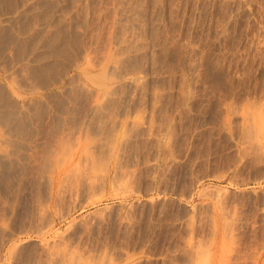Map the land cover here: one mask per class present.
Listing matches in <instances>:
<instances>
[{
    "label": "rangeland",
    "instance_id": "rangeland-1",
    "mask_svg": "<svg viewBox=\"0 0 264 264\" xmlns=\"http://www.w3.org/2000/svg\"><path fill=\"white\" fill-rule=\"evenodd\" d=\"M0 2V264H264V0Z\"/></svg>",
    "mask_w": 264,
    "mask_h": 264
},
{
    "label": "bare ground",
    "instance_id": "bare-ground-1",
    "mask_svg": "<svg viewBox=\"0 0 264 264\" xmlns=\"http://www.w3.org/2000/svg\"><path fill=\"white\" fill-rule=\"evenodd\" d=\"M75 2H76V1H75ZM0 3H1V2H0ZM72 3H73V2H72ZM147 3H148V2H147ZM73 4H75V3H73ZM145 4H146V3H145ZM218 4H219V3H218ZM64 5H65V4H64ZM83 5H84V4H83ZM139 5H140V4H139ZM225 5H226V4H225ZM5 7H7V6H5ZM13 7H14V6H13ZM33 8H34V6H33ZM67 8H68V7H67ZM178 8H179V7H178ZM89 9H90V8H89ZM95 9H96V8H95ZM64 10H65V9H64ZM105 10H106V9H105ZM133 10H134V9H133ZM243 10H244V9H243ZM33 11H34V10H33ZM65 11H66V10H65ZM103 11H104V10H103ZM221 11H222V10H221ZM11 12H12V11H11ZM96 12H97V11H96ZM86 13H87V12H86ZM10 14H11V13H10ZM65 14H66V13H65ZM11 15H12V14H11ZM33 15H34V14H33ZM76 16H77V15H76ZM148 17H149V16H148ZM75 18H76V17H75ZM83 18H84V17H83ZM117 18H118V17H117ZM230 18H231V17H230ZM99 19H100V18H99ZM218 19H219V18H218ZM153 20H154V19H153ZM226 20H227V19H226ZM14 21H15V20H14ZM62 21H63V20H62ZM162 21H163V20H162ZM175 21H176V20H175ZM215 21H216V20H215ZM113 22H114V21H113ZM64 23H65V22H64ZM86 23H87V22H86ZM86 23H85V24H86ZM143 23H144V22H143ZM63 25H64V24H63ZM251 25H252V24H251ZM32 26H33V25H32ZM261 26H262V25H261ZM222 28H224V27H222ZM83 29H84V28H83ZM258 30H260V29L258 28ZM27 31H28V30H27ZM157 31H158V30H157ZM49 32H50V31H49ZM207 32H208V31H207ZM85 33H86V32H85ZM186 34H187V33H186ZM22 37H23V36H22ZM55 37H56V36H55ZM128 37H129V36H128ZM24 38H25V37H24ZM87 38H88V37H87ZM28 39H29V37H28ZM32 39H33V38H32ZM50 39H51V38H50ZM122 39H123V38H122ZM0 40H1V39H0ZM6 41H7V39H6ZM35 41H36V40H35ZM95 41H96V39H95ZM99 41H100V40H99ZM122 42H123V41H122ZM204 42H205V41H204ZM32 43H33V42H32ZM60 44H61V43H60ZM242 45H243V44H242ZM260 46H262V44H261ZM129 47H130V46H129ZM136 47H137V46H136ZM246 47H248V46H246ZM250 47H251V46H250ZM257 47H258V46H257ZM34 48H35V47H34ZM60 48H61V47H60ZM197 48H198V47H197ZM200 48H201V47H200ZM251 50H252V49H251ZM8 51H9V50H8ZM10 51H11V50H10ZM234 51H235V50H234ZM243 51H244V50H243ZM202 52H204V51H202ZM240 52H242V51H240ZM62 53H64V52H62ZM67 53H68V52H67ZM108 53H109V52H108ZM200 53H201V52H200ZM242 53H243V52H242ZM65 54H66V53H65ZM84 54H85V53H84ZM97 54H98V53H97ZM129 54H130V53H129ZM136 54H137V53H136ZM37 55H38V54H37ZM67 55H68V54H67ZM74 55H75V54H74ZM4 56H5V55H4ZM79 56H80V54H79ZM81 56H82V54H81ZM81 56H80V57H81ZM87 57H88V56H87ZM22 58H23V57H22ZM39 58H40V57H39ZM128 58H129V57H128ZM184 59H185V58H184ZM43 60H44V59H43ZM77 60H78V59H77ZM138 60H139V59H138ZM182 60H183V59H182ZM203 60H204V59H203ZM12 62H13V61H12ZM20 62H21V61H20ZM77 62H78V61H77ZM81 62H82V61H81ZM81 62H80V63H81ZM199 62H200V61H199ZM239 62H240V61H239ZM92 63H93V62H92ZM104 63H105V62H104ZM88 64H89V63H88ZM88 64H87V67H88ZM123 64H124V63H123ZM134 64H135V63H134ZM186 64H187V63H186ZM217 64H219V63H217ZM78 65H79V64H78ZM91 65H92V64H91ZM102 65H103V64H102ZM220 65H221V64H220ZM75 66H76V65H75ZM84 66H85V65H84ZM188 66H189V65H188ZM193 66H194V65H193ZM196 66H197V65H196ZM100 67H101V66H100ZM135 67H136V66H135ZM16 68H17V67H16ZM72 68H73V67H72ZM83 68H84V67H83ZM140 68H141V67H140ZM182 68H184V67H182ZM200 68H201V67H200ZM79 69H80V68H79ZM101 69H102V68H101ZM106 69H107V68H106ZM110 69H111V68H110ZM175 69H176V68H175ZM201 69H202V68H201ZM207 69H209V68H207ZM81 70H82V69H81ZM127 70H128V69H127ZM187 70H188V69H187ZM82 71H83V70H82ZM101 71H102V70H101ZM133 71H134V70H133ZM238 71H239V70H238ZM62 72H63V71H62ZM103 72H104V70H103ZM134 72H135V71H134ZM187 72H188V71H187ZM109 73H110V72H109ZM111 73H112V72H111ZM129 73H130V72H129ZM185 73H186V72H185ZM195 73H196V72H195ZM234 73H235V72H234ZM102 74L104 75V73H102ZM102 74H101V75H102ZM130 74H131V73H130ZM196 74H197V73H196ZM207 74H208V73H207ZM103 75H102L101 78H103ZM172 75H173V74H172ZM83 76H84V75H83ZM95 76H96V75H95ZM105 76H106V75H105ZM129 76H130V75H129ZM182 76H183V75H182ZM182 76H181V77H182ZM199 76H201V75H199ZM85 77H87V76H85ZM98 77L100 78V76H98ZM123 77H124V76H123ZM10 78H11V77H10ZM101 78H100V79H101ZM145 78H146V77H145ZM210 78H211V77H210ZM235 78H236V77H235ZM253 78H254V77H253ZM110 79H111V78H110ZM118 79H119V78H118ZM157 79H158V78H157ZM237 79H238V78H237ZM237 79H236V80H237ZM24 80H25V79H24ZM214 80H215V79H214ZM234 80H235V79H234ZM261 80H262V79H261ZM33 81H34V80H33ZM44 81H45V80H44ZM115 81H116V80H115ZM185 81H186V80H185ZM75 82H76V81H75ZM230 83H231V82H230ZM139 84H140V83H139ZM194 84H195V83H194ZM69 85H70V84H69ZM123 85H124V83H123ZM161 85H162V84H161ZM187 85H188V84H187ZM196 85H197V84H196ZM118 86H119V85H118ZM216 86H217V85H216ZM229 86H230V85H229ZM205 87H206V86H205ZM211 87H212V86H211ZM239 87H240V86H239ZM84 89H85V88H84ZM149 89H150V88H149ZM196 89H197V88H196ZM222 89H223V88H222ZM36 90H37V89H36ZM80 90H81V88H80ZM106 90H107V89H106ZM218 90H219V89H218ZM85 91H86V90H85ZM238 91H239V90H238ZM105 92H106V91H105ZM108 92H109V91H108ZM151 92H152V91H151ZM158 92H159V91H158ZM209 92H210V91H209ZM228 92H229V91H228ZM32 93H33V92H32ZM72 93H74V92H72ZM88 93H89V92H88ZM156 93H157V92H156ZM187 93H188V92H187ZM196 94H197V93H196ZM126 95H127V94H126ZM100 96H101V95H100ZM100 96H99V97H100ZM107 96H108V95H107ZM191 96H192V95H191ZM207 96H208V95H207ZM223 97H224V96H223ZM119 98H120V97H119ZM241 98H242V97H241ZM245 98H246V97H245ZM245 98H244V99H245ZM254 98H257V97H254ZM254 98H253V99H254ZM154 99H155V98H154ZM244 99H243V100H244ZM248 99H249V98H248ZM258 99H260V98H258ZM217 100H218V99H217ZM224 100H225V99H224ZM229 100H230V99H229ZM229 100H228V101H229ZM226 101H227V100H226ZM246 101H247V100H246ZM246 101H245V102H246ZM250 101H251V100H250ZM101 102H102V101H101ZM247 102H248V101H247ZM7 103H8V102H7ZM257 103H258V102H257ZM261 103H262V102H261ZM127 104H128V103H127ZM10 105H11V104H10ZM248 105H249V104H248ZM250 105H251V104H250ZM250 105H249V107H250ZM262 105H264V104H262ZM262 105H261V107H264V106H262ZM94 106H95V105H94ZM223 106H224V105H223ZM227 106H228V105H227ZM252 106H254V105H252ZM255 106H256V105H255ZM258 106H259V105H258ZM258 106H257V107H258ZM52 107H53V106H52ZM125 107H126V106H125ZM142 107H143V106H142ZM224 107H225V106H224ZM261 107H260V108H261ZM12 108H13V107H12ZM18 108H19V107H18ZM129 108H130V107H129ZM213 108H214V107H213ZM240 108H242V107H240ZM250 108H251V107H250ZM250 108H249V109H250ZM252 108H253V107H252ZM252 108H251V109H252ZM260 108H259V109H260ZM135 109H136V108H135ZM220 109H221V108H220ZM246 109H247V108H246ZM251 109H250V110H251ZM255 109H256V107H255ZM261 109H262V108H261ZM10 110H11V109H10ZM34 110H35V109H34ZM250 110H249V111H250ZM252 110H253V109H252ZM256 110H257V109H256ZM256 110H255V112H256ZM215 111H216V110H215ZM220 111H221V110H220ZM241 111H242V110H241ZM246 111H248V110H246ZM257 111H259V110H257ZM113 112H114V111H113ZM221 112H222V111H221ZM252 112H253V111H252ZM52 113H53V112H52ZM189 113H190V112H189ZM246 113H247V112H246ZM248 113H249V112H248ZM250 113H251V112H250ZM34 114H35V113H34ZM112 114H113V113H112ZM178 114H179V113H178ZM224 114H225V113H224ZM224 114H223V115H224ZM253 114H254V112H253ZM3 115H4V114H3ZM5 115H6V114H5ZM202 115H203V114H202ZM219 115H220V114H219ZM225 115H226V114H225ZM240 115H241V114H240ZM9 116H10V115H9ZM229 116H230V115H229ZM247 116H249V115H247ZM256 116H257V115H256ZM40 117H41V116H40ZM109 117H110V116H109ZM127 117H128V116H127ZM208 117H209V116H208ZM254 117H255V116H254ZM123 118H125V117H123ZM232 118H233V117H232ZM257 118H258V116L256 117V119H257ZM32 119H33V118H32ZM135 119H136V118H135ZM139 119H140V117H139ZM221 119H222V118H221ZM235 119H236V118H235ZM70 120H71V119H70ZM136 120H137V119H136ZM192 120H193V119H192ZM247 120H248V119H247ZM257 120H258V119H257ZM130 121H131V120H130ZM132 121H133V120H132ZM140 121H141V120H140ZM260 121H261V120H260ZM52 122H53V121H52ZM198 122H199V121H198ZM214 122H215V121H214ZM232 122H233V121H232ZM235 122H236V121H235ZM251 122H253V120H251ZM255 123H256V121H254V124H255ZM5 124H6V123H5ZM54 124H55V123H54ZM149 124H150V123H149ZM251 124H253V123H251ZM254 124H253V125H254ZM191 125H192V124H191ZM248 125H249V124H248ZM261 125H262V124H261ZM110 126H111V125H110ZM118 126H119V125H118ZM135 126H136V124H135ZM237 126H238V125H237ZM123 127H124V126H123ZM204 127H205V126H204ZM223 127H224V126H223ZM246 127H247V124H246ZM248 127H249V126H248ZM248 127H247V128H248ZM254 127H255V129H256V124H255ZM254 127H251V126H250L249 128H254ZM261 127H264V126H261ZM132 128H133V127H132ZM139 128H140V127H139ZM22 129H23V128H22ZM146 129H148V128L146 127ZM230 130H231V129H230ZM239 130H240V129H239ZM250 130H251V129H250ZM259 130H262V129L259 127ZM20 131H21V130H20ZM129 131H130V130H129ZM131 131H132V130H131ZM153 131H154V130H153ZM213 131H214V130H213ZM224 131H225V130H224ZM224 131H223V132H224ZM255 131H256V130H255ZM255 131L253 130V133H254ZM262 131H264V130H262ZM124 132H125V131H124ZM132 132H133V131H132ZM221 132H222V131H221ZM244 132H245V131H244ZM247 132H249V131H247ZM247 132H245L244 134H246ZM251 132H252V131H251ZM116 133H117V132H116ZM130 133H131V132H130ZM170 133H171V132H170ZM242 133H243V132H242ZM121 134L123 135V132H122ZM230 134H231V136H232V133H230ZM234 134H236V133H234ZM248 134H249V133H248ZM254 134H255V133H254ZM122 135H121V136H122ZM156 135H157V134H156ZM160 135H161V134H160ZM217 135H218V134H217ZM221 135H222V134H221ZM250 135H251V134H250ZM262 135H264V134H262ZM113 136H114V135H113ZM113 136H112V137H113ZM124 136H125V135H124ZM137 136H138V135H137ZM251 136H252V135H251ZM244 137H245V136H244ZM246 137H247V136H246ZM261 137H262V136H261ZM132 138H133V137H132ZM147 138H148V137H147ZM253 138H254V137H253ZM253 138H252V139H253ZM111 139H112V138H111ZM122 139H123V138H122ZM135 139H136V138H135ZM148 139H149V138H148ZM216 139H217V138H216ZM252 139H251V141H253ZM255 139H256V138H255ZM255 139H254V140H255ZM21 140H22V139H21ZM86 140H87V139H86ZM101 140H102V139H101ZM126 140H127V139H126ZM168 140H169V139H168ZM211 140H212V139H211ZM231 140H232V139H231ZM247 140H248V139H247ZM256 140H257V139H256ZM55 141H56V140H55ZM72 141H73V140H72ZM82 141H83V140H82ZM82 141H81V142H82ZM89 141H90V140H89ZM166 141H167V140H166ZM245 141H246V140H245ZM60 142H61V141H60ZM122 142H123V141H122ZM145 142H146V141H145ZM243 142H244V141H243ZM254 142H255V141H254ZM56 143H57V142H56ZM58 143H59V142H58ZM105 143H106V142H105ZM245 143H246V142H245ZM52 144H53V143H52ZM73 144H74V143H73ZM112 144H114V143H112ZM120 144H121V143H120ZM217 144H218V143H217ZM252 144H253V143H252ZM12 145H13V144H12ZM56 145H58V144H56ZM59 145H60V144H59ZM242 146H243V145H242ZM75 147H77V146H75ZM113 147H114V146H113ZM164 147H165V146H164ZM216 147H217V146H216ZM66 148H67V147H66ZM66 148H65V149H66ZM85 148H86V147H85ZM101 148H102V147H101ZM149 148H150V147H149ZM166 148H167V147H166ZM250 148H251V147H250ZM59 149H60V148H59ZM251 149H252V148H251ZM251 149H250V150H251ZM5 150H6V149H5ZM72 150H74V149H72ZM72 150H71V152H73ZM85 150H87V149H85ZM142 150H143V149H142ZM211 150H212V149H211ZM252 150H253V149H252ZM252 150H251V151H252ZM2 151H3V150H2ZM122 151H123V150H122ZM162 151H163V150H162ZM172 151H173V150H172ZM235 151H236V150H235ZM245 151H246V149H245ZM245 151H244V152H245ZM106 152H107V150H106ZM167 152H168V151H167ZM167 152H166V153H167ZM209 152H210V151H209ZM219 152H220V151H219ZM253 152H255V151H253ZM67 153H68V152H67ZM257 153H258V152H257ZM65 154H66V153H65ZM68 154H69V153H68ZM68 154H67V155H68ZM99 154H100V153H99ZM110 154H111V152H110ZM138 154H139V153H138ZM149 154H150V153H149ZM159 154H160V153H159ZM209 154H210V153H209ZM234 154H235V153H234ZM50 155H51V154H50ZM71 155H72V154H71ZM119 155H120V154H119ZM135 155H136V154H135ZM144 155H145V154H144ZM241 155H242V154H241ZM247 155H248V154H247ZM254 155H255V154H254ZM47 156H48V154H47ZM52 156H53V155H52ZM56 156H57V155H56ZM62 156H63V155H62ZM64 156H65V155H64ZM214 156H215V155H214ZM245 156H246V154H245ZM245 156H244V157H245ZM257 156H258V155H257ZM259 156H260V155H259ZM43 157H44V156H43ZM45 157H46V156H45ZM66 157H67V156H66ZM128 157H129V156H128ZM162 157H163V156H162ZM219 157H220V156H219ZM47 158H48V157H47ZM57 158H58V157H57ZM167 158H168V157H167ZM52 159H53V158H52ZM85 159H86V158H85ZM224 159H225V158H224ZM55 160H56V159H55ZM61 160H62V159H61ZM63 160H64V159H63ZM56 161H57V160H56ZM92 161H93V160H92ZM117 161H118V160H117ZM154 161H155V160H154ZM17 162H18V161H17ZM47 162H48V161H47ZM58 162H59V160H58ZM78 162H79V161H78ZM162 162H163V161H162ZM206 162H207V161H206ZM44 163H45V162H44ZM52 163H53V162H52ZM62 163H63V161H62ZM91 163H92V162H91ZM122 163H123V162H122ZM181 163H182V162H181ZM38 164H39V163H38ZM50 164H51V163H50ZM100 164H101V162H100ZM102 164H103V163H102ZM117 164H118V163H117ZM143 164H144V163H143ZM143 164H142V165H143ZM1 165H2V164H1ZM76 165H77V164H76ZM93 165L95 166V164H93ZM93 165H92V166H93ZM162 165H163V164H162ZM74 166H75V165H74ZM80 166H81V165H80ZM85 166H86V165H85ZM85 166H84V167H85ZM102 166H103V165H102ZM104 166H105V165H104ZM171 166H172V165H171ZM82 167H83V166H82ZM97 167H98V166H97ZM16 168H17V167H16ZM42 168H43V167H42ZM47 168H48V167H47ZM56 168L59 169L58 167H56ZM78 168H79V167H78ZM116 168H117V167H116ZM199 168H200V167H199ZM6 169H7V168H6ZM75 169H76V168H75ZM81 169H82V168H81ZM94 169H95V168H94ZM205 169H206V168H205ZM44 170H45V169H44ZM44 170L42 169V171H44ZM49 170H50V169H49ZM49 170H48V171H49ZM105 170H106V169H105ZM122 170H123V169H122ZM128 170H129V169H128ZM131 170H132V169H131ZM160 170H161V169H160ZM56 171H57V170H56ZM79 171H80V170H79ZM79 171H78V172H79ZM103 171H104V170H103ZM228 171H229V170H228ZM59 172H62V171L59 170ZM69 172H70V171H69ZM69 172H68V173H69ZM76 172H77V170H76ZM128 172H129V171H128ZM135 172H136V171H135ZM213 172H214V171H213ZM226 172H227V171H226ZM8 173H9V172H8ZM44 173H45V172H44ZM49 173H50V172H49ZM70 173H71V172H70ZM73 173H75V172H73ZM83 173H84V171H83ZM99 173H102V172H99ZM119 173H120V172H119ZM131 173H132V172H131ZM163 173H164V172H163ZM59 174H60V173H59ZM71 174H72V173H71ZM87 174H88V173H87ZM96 174H97V173H96ZM139 174H140V173H139ZM164 174H165V173H164ZM164 174H163V175H164ZM4 175H5V174H4ZM52 175H53V174H52ZM74 175H75V174H74ZM74 175H73V177H74ZM81 175H82V174H81ZM88 175H89V174H88ZM64 176H65V175H63V179H64ZM66 176H67V175H66ZM66 176H65V177H66ZM82 176H83V175H82ZM85 176H86V175H85ZM90 176H91V175H90ZM98 176H99V175H98ZM50 177H51V176H50ZM61 177H62V176H61ZM91 177H92V176H91ZM94 177H95V176H94ZM94 177H93V178H94ZM144 177H145V176H144ZM9 178H10V177H9ZM12 178H13V177H12ZM48 178H49V177H47V179H48ZM75 178H76V177H75ZM84 178H85V177H84ZM93 178H92V179H93ZM150 178H151V177H150ZM40 179H41V178H40ZM40 179H39V180H40ZM52 179H53V180H51V178H50V180H48V181H52L53 184H57V183H58L57 180H59V179H57V180L54 179V178H52ZM61 179H62V178H61ZM113 179H114V176H113ZM127 179H128V178H127ZM130 179H131V178H130ZM72 180H73V178H72ZM76 180H79V179H76ZM80 180H81V179H80ZM88 180H89V177H88ZM128 180H129V179H128ZM153 180H154V179H153ZM195 180H196V179H195ZM48 181H47V182H48ZM85 181H86V179H85ZM114 181L116 182V180H114ZM118 181H119V180H118ZM118 181H117V182H118ZM166 181H167V180H166ZM200 181H201V180H200ZM31 182H32V181H31ZM45 182H46V181H45ZM47 182H46V183H47ZM65 182H66V181H65ZM74 182H75V181H74ZM81 182H82V181H81ZM83 182H84V181H83ZM91 182H92V181H91ZM124 182H125V181H124ZM242 182H244V181H242ZM50 183H51V182H50ZM59 183H60V182H59ZM61 183H62V181H61ZM61 183H60V184H61ZM63 183H64V181H63ZM71 183H72V182H71ZM76 183H77V182H76ZM112 183H114V182H112ZM118 183H119V182H118ZM17 184H18V183H17ZM96 184H97V183H96ZM116 184H117V183H116ZM39 185H40V184H39ZM61 185H62V184H61ZM61 185H58V186H61ZM89 185H91V184H89ZM117 185H118V184H117ZM120 185H121V184H120ZM129 185H131V184H129ZM46 186H47V185H46ZM48 186H49V185H48ZM48 186H47V188H48ZM50 186H52V185H50ZM50 186H49V187H50ZM76 186H77V185H76ZM79 186H80V185H79ZM99 186H100V185H99ZM101 186H102V185H101ZM122 186H123V185H122ZM65 187H66V186H65ZM113 187H114V186H113ZM115 187H117V186H115ZM115 187H114V188H115ZM157 187H158V186H157ZM58 188H59V187H58ZM60 188H61V187H60ZM60 188H59V189H60ZM118 188H119V185H118ZM128 188H129V187H128ZM141 188H142V187H141ZM38 189H39V188H38ZM51 189H52V187H51ZM59 189H58V190H59ZM73 189H74V187H73ZM126 189H127V188H126ZM49 190H50V189H49ZM61 190H62V189H61ZM70 190H71V188H70ZM88 190H89V188H88ZM117 190H118V189H117ZM120 190H121V189H120ZM165 190H166V189H165ZM188 190H189V189H188ZM20 191H22V190H20ZM44 191H45V190H44ZM64 191H65V190H64ZM101 191H102V190H101ZM130 191H131V190H130ZM157 191H158V190H157ZM6 192H8V191H6ZM33 192H34V191H33ZM46 192H47V191H46ZM49 192H50V191H49ZM58 192H59V191H58ZM78 192H79V191H78ZM93 192H94V191H93ZM102 192H103V191H102ZM102 192H100V193H102ZM94 193H95V192H94ZM199 193H200V192H199ZM201 193H202V192H201ZM11 194H12V193H11ZM50 194H52V193H50ZM57 194H58V193H57ZM62 194H63V193H62ZM73 194H74V193H73ZM215 194H216V193H215ZM252 194H253V193H252ZM44 195H45V194H44ZM58 195H59V194H58ZM70 195H72V194H70ZM86 195H87V194H86ZM226 195H227V194H226ZM230 195H231V194H230ZM72 196H73V195H72ZM77 196H78V195H77ZM198 196H199V194H198ZM203 196H204V195H203ZM240 196H241V195H240ZM249 196H251V195H249ZM23 197H24V196H23ZM38 197H39V196H38ZM75 197H76V196H75ZM70 198H71V197H70ZM87 198H88V197H87ZM202 198H203V197H202ZM211 198H212V197H211ZM215 198H216V197H215ZM7 199H8V198H7ZM11 199H12V198H11ZM48 199H49V198H48ZM57 199H58V198H57ZM83 199H84V198H83ZM85 199H86V198H85ZM40 200H41V199H40ZM44 200H45V199H44ZM72 200H73V199H72ZM38 201H39V200H38ZM46 201H47V200H46ZM60 201H61V200H60ZM70 201H71V200H70ZM215 201H216V200H215ZM238 201H239V200H238ZM31 202H32V201H31ZM36 202H37V201H36ZM40 202H41V201H40ZM56 202H57V201H56ZM58 202H59V201H58ZM61 202H62V201H61ZM217 202H218V201H217ZM242 203H243V202H242ZM38 204H39V203H38ZM218 204H219V203H218ZM240 204H241V203H240ZM202 205H203V204H202ZM43 207H44V206H43ZM45 207H46V206H45ZM129 207H130V206H129ZM201 207H202V206H201ZM219 207H220V206H219ZM41 208H42V207H41ZM220 208H221V207H220ZM43 209H44V208H43ZM181 209H182V208H181ZM227 209H228V208H227ZM98 210H99V209H98ZM179 210H180V209H179ZM221 210H222V208H221ZM9 211H10V210H9ZM16 211H17V210H16ZM36 211H37V210H36ZM43 211H44V210H43ZM101 211H102V210H101ZM94 212H95V211H94ZM37 213H39V212H37ZM92 213H93V212H92ZM105 213H106V212H105ZM224 213H225V212H224ZM222 214H223V213H222ZM32 215H33V214H32ZM94 215H95V214H94ZM103 215H104V214H103ZM114 215H115V214H114ZM193 216H194V215H193ZM62 218H63V217H62ZM41 219H42V218H41ZM60 219H61V218H60ZM85 219H86V218H84V220H85ZM90 219H91V218H90ZM94 219H95V218H94ZM189 219H190V218H189ZM225 219H226V218H225ZM12 220H13V219H12ZM29 221H30V220H29ZM94 221H95V220H94ZM99 221H100V220H99ZM106 221H107V220H106ZM175 221H176V220H175ZM26 222H27V221H26ZM126 222H127V221H126ZM148 223H149V222H148ZM38 224H39V223H38ZM101 224H102V223H101ZM189 224H190V223H189ZM40 225H41V224H40ZM150 225H151V224H150ZM45 226H46V225H45ZM47 226H48V225H47ZM128 226H129V225H128ZM50 227H51V226H50ZM189 227H190V226H189ZM41 228H42V227H41ZM44 228H45V227H44ZM72 228H73V227H72ZM195 228H196V227H195ZM45 229H46V228H45ZM65 229H66V228H65ZM40 230H41V229H40ZM42 230H43V229H42ZM177 230H178V229H177ZM84 231H85V230H84ZM86 232H87V231H86ZM207 232H208V231H207ZM40 233H41V232H40ZM18 234H19V233H18ZM58 234H59V233H58ZM59 235H60V234H59ZM162 235H163V234H162ZM57 236H58V235H57ZM66 236H67V235H66ZM196 236H197V235H196ZM107 237H108V236H107ZM122 237H123V236H122ZM143 237H144V236H143ZM61 238H62V237H61ZM86 238H87V237H86ZM97 238H98V237H97ZM115 238H116V237H115ZM103 239H104V238H103ZM175 239H176V238H175ZM48 240H50V239H48ZM89 240H90V239H89ZM205 240H206V239H205ZM104 241H105V240H104ZM111 241H112V240H111ZM182 241H183V239H182ZM182 241H181V242H182ZM185 242H186V241H185ZM46 243H47V242H46ZM55 243H57V242H55ZM65 243H66V242H65ZM74 243H75V242H74ZM47 244H48V243H47ZM57 244H58V243H57ZM204 244H205V243H204ZM55 245H56V244H55ZM59 245H60V244H59ZM149 245H150V244H149ZM184 245H185V243H184ZM14 246H15V245H14ZM49 246H50V245H49ZM119 246H120V245H119ZM141 246H142V245H141ZM195 246H197V245H195ZM205 246H206V245H205ZM63 247H64V246H63ZM63 247H62V248H63ZM147 247H148V246H147ZM172 247H173V246H172ZM202 247H203V246H202ZM202 247H201V250H203ZM207 247H208V246H207ZM108 248H109V247H108ZM195 248H196V247H195ZM142 249H143V248H142ZM142 249H141V250H142ZM116 250H117V249H116ZM193 250H195V249H193ZM9 251H11V250H9ZM9 251H8V252H9ZM49 251H50V250H49ZM60 251H62V250H60ZM184 251H185V250H184ZM205 251H206V250H205ZM205 251H204V252H205ZM35 252H36V251H35ZM46 252H47V251H46ZM53 252H54V251H53ZM115 252H116V251H115ZM148 252H149V251H148ZM186 252H187V251H186ZM198 252H199V250H198ZM11 253H12V252H11ZM57 253H58V252H57ZM59 253H60V252H59ZM61 253H62V252H61ZM70 253H71V252H70ZM97 253H98V252H97ZM99 253H100V252H99ZM103 253H104V252H103ZM124 253H125V252H124ZM20 254H21V253H20ZM41 254H42V253H41ZM53 254H54V253H53ZM72 254H73V253H72ZM75 254H76V253H75ZM79 254H80V253H79ZM183 254H184V253H183ZM199 254H200V253H199ZM202 254H203V253H201V255H202ZM31 255H32V254H31ZM51 255H52V254H51ZM81 255H82V253H81ZM111 255H112V254H111ZM201 255H200V256H201ZM26 256H27V255H26ZM37 256H38V255H37ZM54 256L56 257V255H54ZM57 256H58V255H57ZM97 256H98V255H97ZM198 256H199V255L197 254L196 258H197ZM13 257H14V256H13ZM38 257H39V256H38ZM120 257H121V256H120ZM186 257H187V256H186ZM64 258H65V257H64ZM81 258H83V257H81ZM52 259H53V258H52ZM71 259H72V258H71ZM95 259H96V258H95ZM99 259L102 260L101 257H100ZM189 259H190V258H189ZM66 260H67V259H66ZM31 261H32V260H31ZM31 261H30V262H31ZM46 261H47V260H46ZM70 261H71V260H70ZM70 261H69V262H70ZM72 261H73V260H72ZM94 261H95V260H94ZM98 261H99V260H98ZM76 262H77V261H76ZM78 262H79V261H78ZM80 262H82V261L80 260ZM100 262H101V261H100ZM183 262H184V261H183ZM50 263H51V262H50ZM73 263H74V262H73ZM92 263H93V262H92ZM92 263H91V264H92ZM111 263H112V262H111ZM184 263H185V262H184ZM186 263H187V262H186ZM35 264H36V263H35ZM45 264H46V263H45ZM47 264H48V263H47ZM51 264H52V263H51ZM57 264H58V263H57ZM62 264H63V263H62ZM71 264H72V263H71ZM75 264H77V263H75ZM83 264H84V263H83Z\"/></svg>",
    "mask_w": 264,
    "mask_h": 264
}]
</instances>
